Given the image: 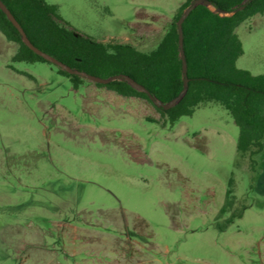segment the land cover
<instances>
[{
  "label": "rangeland",
  "instance_id": "obj_1",
  "mask_svg": "<svg viewBox=\"0 0 264 264\" xmlns=\"http://www.w3.org/2000/svg\"><path fill=\"white\" fill-rule=\"evenodd\" d=\"M69 29L149 52L186 0H46ZM236 33L264 75V15ZM0 32V264H264V197L220 104L173 127L48 62H13ZM235 205L219 221L229 181ZM243 211L227 226L232 212ZM221 226H227L220 231Z\"/></svg>",
  "mask_w": 264,
  "mask_h": 264
},
{
  "label": "trees",
  "instance_id": "obj_2",
  "mask_svg": "<svg viewBox=\"0 0 264 264\" xmlns=\"http://www.w3.org/2000/svg\"><path fill=\"white\" fill-rule=\"evenodd\" d=\"M24 29L31 43L64 64L101 78L125 74L143 85L159 101L168 103L183 90L182 60L177 21L194 0H186L174 16L157 47L142 52L128 44L101 43L69 29L56 4L46 0H2ZM211 6L198 5L183 23L184 51L187 62L188 89L176 106L169 110L155 107L145 93L126 82L96 84L123 97H142L150 102L164 124L173 127L182 117L192 116L196 109L210 103L223 106L239 128L238 160L249 162L251 172L257 167L256 157L264 153V75H253L237 67L244 54L236 29L256 15H264V0H252L241 11L230 16L244 0H208ZM0 32L17 45L13 62H47L30 50L18 30L0 10ZM58 68V67H57ZM58 72L69 78L75 87L84 78ZM233 179L229 181L225 203L217 220L235 205ZM247 206L232 212L227 226L240 219ZM227 226L218 223L220 231Z\"/></svg>",
  "mask_w": 264,
  "mask_h": 264
},
{
  "label": "water",
  "instance_id": "obj_3",
  "mask_svg": "<svg viewBox=\"0 0 264 264\" xmlns=\"http://www.w3.org/2000/svg\"><path fill=\"white\" fill-rule=\"evenodd\" d=\"M252 0H244L241 6H239L236 10H234L231 13H227L225 11H222L220 9H215V12L220 13L225 16H230L234 14L237 11H241L245 8L247 4H249ZM198 5H205V6H211V3L208 0H194L192 4L187 7L183 14L180 16V18L177 21V28H178V33H179V49H180V58L182 60V73H183V90L180 92V94L172 99L168 103H163L159 100H157L148 89H146L143 85L135 81L133 78L130 76H127L125 74L122 75H116L112 76L110 78H101L98 76L91 75L87 72L80 71L77 69H73L72 67L64 64L54 56L43 52L36 46H34L29 38L27 37V34L25 33L24 29L22 26L19 24V22L16 20L14 15L11 13V11L7 8V6L3 3L2 0H0V10L6 15L7 19L13 24V26L18 30L21 39L23 43L30 49L32 50L35 54L40 56L43 60L47 61L48 63H51L55 65L56 67L60 68L64 72L70 74V75H75L79 76L81 78H84L86 80H89L91 82H94L96 84H102V85H107L111 82L114 81H120V82H126L128 85H130L132 88L135 90L145 93L149 100L152 102V104L157 107V108H162L164 110H169L173 108L174 106L177 105V103L183 98L185 93L187 92L188 89V77H187V62H186V56H185V51H184V35H183V23L185 22L186 18L189 16V14L198 6Z\"/></svg>",
  "mask_w": 264,
  "mask_h": 264
},
{
  "label": "crops",
  "instance_id": "obj_4",
  "mask_svg": "<svg viewBox=\"0 0 264 264\" xmlns=\"http://www.w3.org/2000/svg\"><path fill=\"white\" fill-rule=\"evenodd\" d=\"M256 16H261V15H256ZM256 190L260 195L264 197V163H263L262 173L257 179Z\"/></svg>",
  "mask_w": 264,
  "mask_h": 264
},
{
  "label": "flooded vegetation",
  "instance_id": "obj_5",
  "mask_svg": "<svg viewBox=\"0 0 264 264\" xmlns=\"http://www.w3.org/2000/svg\"><path fill=\"white\" fill-rule=\"evenodd\" d=\"M100 88H105V87H100ZM107 89V88H106ZM108 90V89H107ZM110 91V90H109ZM113 92V91H112ZM115 93V92H114ZM117 94V93H116ZM118 95V94H117ZM119 96H121V95H119ZM121 97H123V96H121ZM124 98H135V99H137V98H142V97H124ZM142 99H144V98H142Z\"/></svg>",
  "mask_w": 264,
  "mask_h": 264
}]
</instances>
